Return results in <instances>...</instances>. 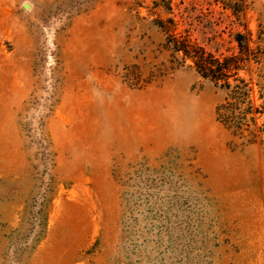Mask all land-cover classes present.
<instances>
[{"label":"rangeland","instance_id":"rangeland-1","mask_svg":"<svg viewBox=\"0 0 264 264\" xmlns=\"http://www.w3.org/2000/svg\"><path fill=\"white\" fill-rule=\"evenodd\" d=\"M0 264H264V0H0Z\"/></svg>","mask_w":264,"mask_h":264},{"label":"trees","instance_id":"trees-1","mask_svg":"<svg viewBox=\"0 0 264 264\" xmlns=\"http://www.w3.org/2000/svg\"><path fill=\"white\" fill-rule=\"evenodd\" d=\"M199 68H200V70H201L202 72H205L206 74H207V71H209L210 73H214V75H215V74H217L218 72H220V70H222L223 65H221V64H219V63H217L216 66H214V65L203 64V65L199 66ZM206 74H205V76H208V75H206Z\"/></svg>","mask_w":264,"mask_h":264},{"label":"water","instance_id":"water-1","mask_svg":"<svg viewBox=\"0 0 264 264\" xmlns=\"http://www.w3.org/2000/svg\"><path fill=\"white\" fill-rule=\"evenodd\" d=\"M28 7H29V5H28V4H26V5H25V8H28Z\"/></svg>","mask_w":264,"mask_h":264}]
</instances>
